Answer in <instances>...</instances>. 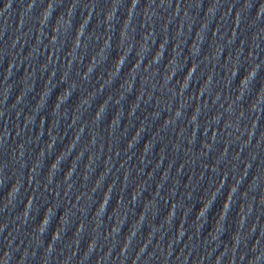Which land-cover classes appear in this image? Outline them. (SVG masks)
I'll use <instances>...</instances> for the list:
<instances>
[{"label":"water","instance_id":"obj_1","mask_svg":"<svg viewBox=\"0 0 264 264\" xmlns=\"http://www.w3.org/2000/svg\"><path fill=\"white\" fill-rule=\"evenodd\" d=\"M264 26V0H0V161Z\"/></svg>","mask_w":264,"mask_h":264}]
</instances>
